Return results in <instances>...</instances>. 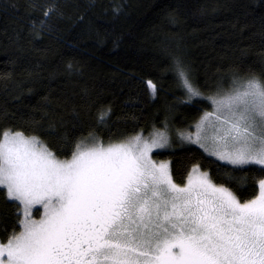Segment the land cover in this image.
Returning a JSON list of instances; mask_svg holds the SVG:
<instances>
[{
  "label": "trees",
  "instance_id": "trees-1",
  "mask_svg": "<svg viewBox=\"0 0 264 264\" xmlns=\"http://www.w3.org/2000/svg\"><path fill=\"white\" fill-rule=\"evenodd\" d=\"M177 61L200 95L182 86ZM238 79L264 81V0H0V138L37 137L60 160L77 145L191 131L213 110L209 97ZM153 158L180 186L196 167L227 181L242 203L264 179L260 166L228 165L176 139ZM22 222L0 188V241Z\"/></svg>",
  "mask_w": 264,
  "mask_h": 264
},
{
  "label": "snow or ice",
  "instance_id": "snow-or-ice-1",
  "mask_svg": "<svg viewBox=\"0 0 264 264\" xmlns=\"http://www.w3.org/2000/svg\"><path fill=\"white\" fill-rule=\"evenodd\" d=\"M176 72L200 95L179 61ZM217 103L204 117L211 154L264 169V81L249 80ZM140 143L77 145L60 160L37 137L3 132L0 188L25 219L23 231L0 241V264H264V179L243 203L227 181L194 175L198 168L180 186L167 164L149 158L163 143ZM37 204L45 210L39 221L29 218Z\"/></svg>",
  "mask_w": 264,
  "mask_h": 264
},
{
  "label": "rangeland",
  "instance_id": "rangeland-1",
  "mask_svg": "<svg viewBox=\"0 0 264 264\" xmlns=\"http://www.w3.org/2000/svg\"><path fill=\"white\" fill-rule=\"evenodd\" d=\"M247 81H249V80H247V79L246 80L245 79L244 80L243 79H238L234 83L232 88L229 89L228 91H225V92L219 93V94H215V95L209 97V101L212 104V108H213V110L210 111V112H216L217 109L220 108V105L217 102L222 100L227 95L233 93L235 89L239 88L241 85L245 84ZM207 113H209V112H206L202 116L201 120L198 121L197 124H194L192 126L191 131L188 130V131H185L184 133H180V134H177V135L172 133V134L168 135V139L166 138V133L163 132V131L162 132H154V133L150 134L149 136H145V137L139 136V137H141V143H140V145H138V147L142 146V144L144 142L151 143L153 140H156L158 142H162L163 143L162 147H155V148L152 149V151L149 153V158L157 165H159V164H167L169 166V170H170V163L168 161H156L153 158V153L170 147L175 139L177 141H180V142L184 141L186 144L195 145V146L201 148L203 151H205L208 155L212 156L214 159H216V160H218V161H220L222 163L227 164L225 161L219 160L217 158V156L211 154L214 151L216 146L212 142V140L210 139L213 130L209 127V121H205L204 120V117H205V115ZM202 122H203V125H202ZM201 125L203 126V129H204L203 131H201ZM160 134H162V136ZM198 134L200 136V141L199 142H194V141H197V135ZM25 137H27V136H25ZM128 141H130V140H128ZM201 144H203L204 147H201ZM39 146L40 145H38V147ZM228 165H230V164H228ZM249 165H256V164H249ZM245 166H247V165H245ZM256 166H260V165H256ZM260 167H262V166H260ZM196 168H198V167H196ZM198 169H199V172L194 174V175H199L200 173L203 172V171H201L200 168H198ZM21 208H22V216H23V221H24L25 217L23 215V206L22 205H21ZM38 209L42 210V216H41V218L36 219V218H34V213ZM44 211H45L44 208L41 205L37 204V205H35L32 208L31 216L29 218L39 221L40 219H42L44 217Z\"/></svg>",
  "mask_w": 264,
  "mask_h": 264
}]
</instances>
